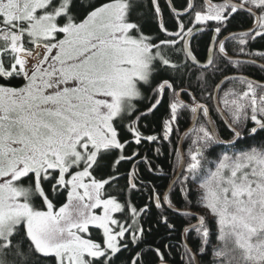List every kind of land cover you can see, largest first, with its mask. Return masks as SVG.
Masks as SVG:
<instances>
[{
	"label": "snow or ice",
	"instance_id": "6c2138e0",
	"mask_svg": "<svg viewBox=\"0 0 264 264\" xmlns=\"http://www.w3.org/2000/svg\"><path fill=\"white\" fill-rule=\"evenodd\" d=\"M167 8L171 27L160 0H0V264H145L146 252L169 264L145 247L153 208L170 236L167 211L186 221L164 245L180 264H264V83L243 74L264 60L250 47L264 41V0ZM237 17L250 26L221 38ZM184 117L187 152L171 148L161 192L139 165L163 168L128 149L172 145Z\"/></svg>",
	"mask_w": 264,
	"mask_h": 264
},
{
	"label": "trees",
	"instance_id": "16d2710c",
	"mask_svg": "<svg viewBox=\"0 0 264 264\" xmlns=\"http://www.w3.org/2000/svg\"><path fill=\"white\" fill-rule=\"evenodd\" d=\"M173 3H175V6L177 8H180L183 3H185V0H172ZM214 2H219V0H214ZM162 9L164 10L165 19L169 22V27H171V19L169 17V11L167 8V3L165 0H160ZM249 21L244 17H237L236 19L232 20L231 23L228 25V28L238 30V28H242L247 26ZM146 31H151L153 34L156 31L155 24H149L148 28H146ZM207 36V35H206ZM202 36L199 40L195 42L194 50L195 52L200 56H204V52L207 46V37ZM252 49L255 51H264V41L257 40L256 42L252 43ZM260 60L259 58H257ZM261 61V60H260ZM264 61V60H263ZM231 70L228 71V73ZM243 74L250 76V77H258L261 78L264 74V70L260 69L254 65H248L245 66L243 69ZM261 76V77H260ZM164 115V110L161 109L159 112L156 113L155 116H150L147 120L143 121V123L147 124L149 126V129H154L156 131H159V125L160 121L162 120ZM189 118L184 117L181 118L179 121V133L173 134L171 137L173 144L169 145L167 141H163L159 144H153V145H147L143 144L141 146H135L133 145L131 148L128 149L129 152L132 150L139 148V151L143 155H147L150 160L152 161L153 165H157L160 168H163L164 172L167 175H160L157 172H149L147 167L141 163L139 165V174L141 178L144 180L145 185L151 187L152 185H155L157 189L161 192H164L169 180L172 178L173 175V164L175 162L174 155H170L171 148L175 145H177V139L181 131L188 125ZM217 126L219 130L221 131V134L226 136L227 130L222 125L221 122L217 123ZM260 136H264V134H260ZM259 139V137H258ZM183 150L187 149L188 142L184 141ZM159 147L160 154L156 153V148ZM131 168L130 162H123L121 166V172L124 173L128 171ZM125 181L121 179V184H124ZM193 196L195 197L196 193V187L193 186ZM132 200L134 203H136L139 206H142L144 203H147V192L140 194L135 193L132 196ZM195 202V200L193 201ZM183 207V205H180ZM168 215L170 222H173L176 224V232L173 233L171 236L168 233V230L163 225V223H158L157 216H158V210L153 208L152 215L147 217L144 221L145 228H151V233L148 234L147 242L145 244V247H160L161 251L166 255L169 264H180V253L177 251H174L172 249H167L164 247L165 244L171 243V244H177L178 243V237L180 236V233L182 232V228L186 226V221L183 217L176 215L171 210L167 211L165 213ZM123 260V257H121V261ZM118 264L120 262L118 261ZM145 264H158V260L155 257V254L152 252H146L145 253Z\"/></svg>",
	"mask_w": 264,
	"mask_h": 264
},
{
	"label": "flooded vegetation",
	"instance_id": "af4514ba",
	"mask_svg": "<svg viewBox=\"0 0 264 264\" xmlns=\"http://www.w3.org/2000/svg\"><path fill=\"white\" fill-rule=\"evenodd\" d=\"M168 11H169V9H168ZM250 21H249V23L247 24V26H245V27H242V28H238V30H233V29H230V28H228L224 33H223V35L221 36V38H223V36H226V35H228L230 32H235V31H241V30H244V29H246V28H248L249 26H250ZM207 35V36H206ZM202 36H206L207 37V45H208V43H209V40H210V35L208 34V33H200V34H198L197 35V37L193 40V48H194V45H195V42L197 41V40H199ZM251 50L252 51H254L255 52V50L254 49H252V43H251ZM206 48H207V46H206ZM229 51H230V54H231V42H229ZM262 52H264V51H262ZM206 55V49H205V52H204V56ZM204 56H202V57H200L201 59H203V57ZM257 59V58H256ZM257 62H259V63H263L264 64V61L263 60H258L257 59ZM254 66H256V67H258V68H260V69H262V67H260V66H257V65H254ZM264 70V69H263ZM228 74H236L234 71H230ZM247 76V75H246ZM262 76V77H261ZM260 77L261 78H258V77H256V78H254V77H250V76H248L249 78H253V79H255V80H257V81H263L264 80V74L263 75H261ZM213 119L214 120H216V123H218V122H220V120L218 119V117L216 116V114L215 113H213ZM189 123H190V119H189ZM188 123V124H189ZM188 126V125H187ZM186 126V127H187ZM185 127V128H186ZM184 128V129H185ZM227 130V129H226ZM182 133V132H181ZM180 133V134H181ZM179 134V135H180ZM179 137V136H178ZM178 140V139H177ZM183 143H184V141H183ZM185 144V143H184ZM184 151L185 152H187V149H184Z\"/></svg>",
	"mask_w": 264,
	"mask_h": 264
},
{
	"label": "water",
	"instance_id": "95a60500",
	"mask_svg": "<svg viewBox=\"0 0 264 264\" xmlns=\"http://www.w3.org/2000/svg\"><path fill=\"white\" fill-rule=\"evenodd\" d=\"M166 2H167V4L169 3V0H165ZM263 63H259V62H257L255 65H257V66H260L261 67V65H262ZM229 75H234V74H229ZM248 77V76H247ZM249 78V77H248ZM249 79H251V78H249ZM253 79V78H252ZM253 80H255V79H253ZM257 81V80H256ZM259 82H262V83H264V80L263 81H259ZM189 125H190V123L188 124V126L185 128V129H183L181 132V134L179 135V136H182L183 135V133H184V131L189 127ZM178 143H180V144H184L183 143V141H180L179 139H178ZM178 171V170H177ZM170 183V182H169ZM167 189H168V186L166 187ZM167 189L165 190V191H167ZM195 221H193V223H194ZM182 230H183V228H182ZM181 230V231H182Z\"/></svg>",
	"mask_w": 264,
	"mask_h": 264
},
{
	"label": "bare ground",
	"instance_id": "6f19581e",
	"mask_svg": "<svg viewBox=\"0 0 264 264\" xmlns=\"http://www.w3.org/2000/svg\"><path fill=\"white\" fill-rule=\"evenodd\" d=\"M166 3H167V2H166ZM177 145H180V146L183 147L184 144L182 145V144L178 143V140H177ZM177 170H178V169H177ZM166 189H167V188H166ZM166 189H165V190H166Z\"/></svg>",
	"mask_w": 264,
	"mask_h": 264
},
{
	"label": "rangeland",
	"instance_id": "374dc122",
	"mask_svg": "<svg viewBox=\"0 0 264 264\" xmlns=\"http://www.w3.org/2000/svg\"><path fill=\"white\" fill-rule=\"evenodd\" d=\"M172 180V178L169 180V182ZM169 182H168V184H169ZM168 186V185H167ZM195 187V186H194Z\"/></svg>",
	"mask_w": 264,
	"mask_h": 264
}]
</instances>
